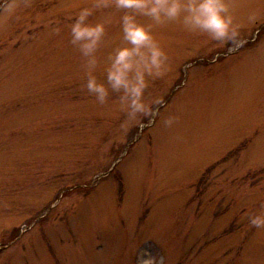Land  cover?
Segmentation results:
<instances>
[{
	"label": "rangeland",
	"instance_id": "374dc122",
	"mask_svg": "<svg viewBox=\"0 0 264 264\" xmlns=\"http://www.w3.org/2000/svg\"><path fill=\"white\" fill-rule=\"evenodd\" d=\"M223 2L234 43L117 0H0V264H264V0ZM84 8L99 80L125 14L167 57L135 118L87 88Z\"/></svg>",
	"mask_w": 264,
	"mask_h": 264
},
{
	"label": "clouds",
	"instance_id": "9594fccd",
	"mask_svg": "<svg viewBox=\"0 0 264 264\" xmlns=\"http://www.w3.org/2000/svg\"><path fill=\"white\" fill-rule=\"evenodd\" d=\"M117 3L122 8L145 10L157 22L164 18H177L183 13V21L187 27L205 32L217 41L234 43L233 37L238 34L233 26L229 6L223 0H117ZM15 7L14 3H7L4 11L11 12ZM90 14L89 9H81L71 24L72 42L87 57V88L100 102L106 101L109 85L112 90L122 91L121 99L125 101L128 116L135 118L138 113L146 111L143 101L147 87L146 77L160 75L167 57L163 49L155 43L150 28L139 23L135 16L125 14L124 38L131 47L122 46L115 50L107 68L106 84L93 74L97 65L94 53L105 31V25L88 23ZM172 122L173 118L166 121L168 124ZM251 223L256 227H264V214L253 215Z\"/></svg>",
	"mask_w": 264,
	"mask_h": 264
}]
</instances>
